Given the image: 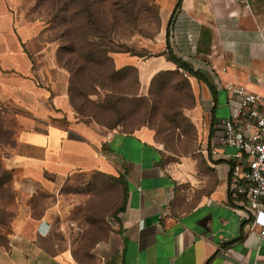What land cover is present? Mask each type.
Wrapping results in <instances>:
<instances>
[{
    "label": "crops",
    "instance_id": "0c3cea01",
    "mask_svg": "<svg viewBox=\"0 0 264 264\" xmlns=\"http://www.w3.org/2000/svg\"><path fill=\"white\" fill-rule=\"evenodd\" d=\"M178 2L154 0L161 29L141 40L146 55L112 54L116 69L135 67L148 90L156 74L177 69L164 54L175 12L169 41L198 73L188 76L194 103L185 112L201 147L172 167L149 128L121 132L76 118L57 45L20 16L21 0H0V105L16 122L3 165L17 195L0 264H264L255 213L233 195L237 150L221 142L233 104L224 85L264 97V0H181L176 10ZM80 175L126 190L124 209L98 232L61 210V189Z\"/></svg>",
    "mask_w": 264,
    "mask_h": 264
},
{
    "label": "rangeland",
    "instance_id": "374dc122",
    "mask_svg": "<svg viewBox=\"0 0 264 264\" xmlns=\"http://www.w3.org/2000/svg\"><path fill=\"white\" fill-rule=\"evenodd\" d=\"M84 1L92 4L94 25L75 15V9L81 8ZM19 14L25 20L39 22L44 39L57 45V54L64 43L100 35L115 49H131L146 55L145 50H137L141 40L157 37L161 29L154 0H21ZM61 55L65 57V54ZM155 67V64L150 65V69ZM94 70L93 73L82 74L71 86V96L80 109L78 112L72 105L76 118L121 132L149 128L153 132L154 143L162 150L164 162L172 167L198 153L200 131L185 111L178 125L163 123L159 126L157 116H150L146 106L137 98V95L147 96L149 89L142 90L133 73L115 74L113 64ZM182 93L186 95L185 90ZM125 96V100L119 102L118 98ZM184 98L182 102L190 105L191 100ZM15 136L14 116L0 105V220L6 222L0 228L3 235L9 230L13 217L10 207L17 198L12 188V177L3 165V154L14 145ZM180 194L186 196L189 193L182 190ZM60 197L65 216L98 232L122 206L124 188L109 177L80 175L61 189ZM35 204L45 205L41 197Z\"/></svg>",
    "mask_w": 264,
    "mask_h": 264
},
{
    "label": "trees",
    "instance_id": "16d2710c",
    "mask_svg": "<svg viewBox=\"0 0 264 264\" xmlns=\"http://www.w3.org/2000/svg\"><path fill=\"white\" fill-rule=\"evenodd\" d=\"M84 3L85 4L81 8L75 9L77 11L75 12V15L82 16L88 23L94 25L95 20L93 19V12L90 9L92 4H88L85 1ZM180 5L181 0H179L176 6V10L180 7ZM68 10L69 9H67V11ZM171 23L168 27L166 42L167 48L164 54L166 55L168 60L174 62L177 65V69L174 71L159 72L158 74H156V76L151 82L149 94L147 96L137 95L138 100H140L142 104L146 106L147 111L150 112V116L153 117L156 115L157 118L160 120L158 123L159 126H161L163 123L169 126L178 125L179 119L182 117L183 112L193 106L194 96L192 93V88L188 76L198 75V73L187 62H185L183 59L178 58L173 53L169 41V32L172 25ZM103 39L104 38L100 35H93L91 39L70 41L68 44L64 43V45L61 47L60 53L58 52L57 54L58 64L68 70V72L70 73V102L71 105H73V107L78 110V112L80 109L77 107L73 97L71 96V86H73L74 82L84 73H93V71L95 72L94 69H96L97 67L108 66L110 64H113L115 74L120 75L133 73L137 79V83H140L138 77V70L135 67L130 66L118 70L115 67L113 57L111 56L112 53L114 54L118 52H135L131 49H115L111 42H106ZM61 53L65 54L64 58ZM97 74L100 75L99 73ZM175 80L178 81L176 82ZM79 85L83 86L82 83H79ZM184 90L186 94L185 96L182 93V91ZM130 95L134 94L130 93ZM125 98L126 96L120 97L118 98V100L119 102H123ZM183 98L190 99L191 104L189 105L187 103L185 104L184 102H182ZM2 184H4V181L2 182ZM123 188L124 201L122 206L117 210V212L122 211L126 203V190L125 187ZM5 224L6 222L4 220H0V228L2 225ZM4 243L5 236L0 231V245H3Z\"/></svg>",
    "mask_w": 264,
    "mask_h": 264
},
{
    "label": "built area",
    "instance_id": "2783aa9c",
    "mask_svg": "<svg viewBox=\"0 0 264 264\" xmlns=\"http://www.w3.org/2000/svg\"><path fill=\"white\" fill-rule=\"evenodd\" d=\"M224 88L233 101L221 136L224 146L237 150L230 175L233 195L245 197L255 213L251 227L264 239V97L231 82Z\"/></svg>",
    "mask_w": 264,
    "mask_h": 264
}]
</instances>
